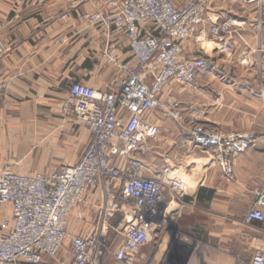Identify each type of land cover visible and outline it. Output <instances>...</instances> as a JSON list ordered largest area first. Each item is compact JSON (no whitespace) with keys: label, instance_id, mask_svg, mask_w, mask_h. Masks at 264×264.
Instances as JSON below:
<instances>
[{"label":"crops","instance_id":"1","mask_svg":"<svg viewBox=\"0 0 264 264\" xmlns=\"http://www.w3.org/2000/svg\"><path fill=\"white\" fill-rule=\"evenodd\" d=\"M187 0H172L182 7ZM111 11L109 0H0V80L6 99L0 101V174H52L76 165L91 141L90 132L64 109L73 84L112 91L122 78L117 67L106 65L109 52L121 63L131 62L127 37L115 30L94 27L85 17ZM210 13L222 21L243 25V40L235 51L205 49L208 69L194 86L173 85L166 95L183 109L184 124L203 125L225 133H255L253 148L234 162L235 179L208 164L207 155L192 150L189 137L175 121L155 119L161 128L151 142L147 163L162 167L181 161L189 166L184 190L161 202L142 249L140 264H161L182 257L185 264H252L264 252V225L246 223V216L264 192V0H214ZM199 45L187 46L196 55ZM104 193L90 194L83 219H73L70 234L88 237L84 224H101ZM12 207L0 205V226L12 220ZM122 212L103 224H123ZM122 242V241H121ZM120 242L109 243L114 261ZM67 249L43 264H71Z\"/></svg>","mask_w":264,"mask_h":264},{"label":"built area","instance_id":"2","mask_svg":"<svg viewBox=\"0 0 264 264\" xmlns=\"http://www.w3.org/2000/svg\"><path fill=\"white\" fill-rule=\"evenodd\" d=\"M214 0H187L177 7L172 0H109L111 11L88 14L94 27L115 30L127 37L131 62L121 63L106 52V65L122 74L112 91H98L73 84L64 102L91 134L80 161L52 174L20 175L5 170L0 174V205L12 207V220L0 226V264H43L56 259L65 249L71 264H104L106 236L70 234L73 218L83 219L90 206V194L101 189L107 212L124 214L120 225L122 242L110 264H140L141 251L150 241L157 207L184 190L185 162L151 165L145 156L151 142L161 135L156 118L173 120L189 137L190 149L207 155L224 177L235 179L234 162L253 148L255 133H225L203 125L184 124L181 104L167 90L192 87L197 76L207 71L206 47L217 53L235 51V38L243 40V25L222 21L210 13ZM199 45L196 55L186 47ZM3 47L0 43V54ZM6 84L0 80V101L6 99ZM264 225V192L246 216V223ZM161 264H185L182 257ZM252 264H264V252L257 251Z\"/></svg>","mask_w":264,"mask_h":264},{"label":"rangeland","instance_id":"3","mask_svg":"<svg viewBox=\"0 0 264 264\" xmlns=\"http://www.w3.org/2000/svg\"><path fill=\"white\" fill-rule=\"evenodd\" d=\"M185 174H183L182 179L185 177ZM183 181H184V179H183ZM104 200L105 201L102 203V210L99 214V216L101 217V220L103 222L101 224H84L83 229H85V231L88 233V236H90V237L106 236L109 243H111V241L121 243V241L123 240L121 232H120V225L121 224H103L105 222V219L110 214H113L109 211L107 212L106 208H108V206H107L105 197H104ZM1 206H4V205H1ZM73 219H75V218H73ZM72 220H71V222H72ZM109 243L107 246L108 250L110 249ZM109 256H110V252L106 251L104 260H106V258Z\"/></svg>","mask_w":264,"mask_h":264}]
</instances>
